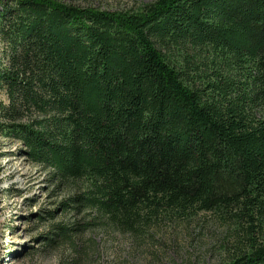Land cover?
Here are the masks:
<instances>
[{"label": "trees", "instance_id": "1", "mask_svg": "<svg viewBox=\"0 0 264 264\" xmlns=\"http://www.w3.org/2000/svg\"><path fill=\"white\" fill-rule=\"evenodd\" d=\"M0 136L88 226L215 212L264 264V0H0Z\"/></svg>", "mask_w": 264, "mask_h": 264}, {"label": "rangeland", "instance_id": "2", "mask_svg": "<svg viewBox=\"0 0 264 264\" xmlns=\"http://www.w3.org/2000/svg\"><path fill=\"white\" fill-rule=\"evenodd\" d=\"M61 1L135 10L150 0ZM69 192L27 159L20 141L0 136V264H221L245 237L215 212L156 216L139 233L88 226L92 215L62 205ZM58 224L69 236H58Z\"/></svg>", "mask_w": 264, "mask_h": 264}]
</instances>
